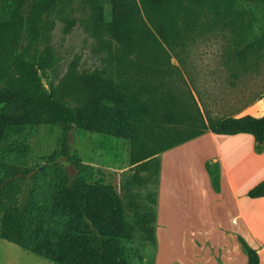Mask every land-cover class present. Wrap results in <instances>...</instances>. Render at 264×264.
<instances>
[{
    "label": "trees",
    "instance_id": "trees-1",
    "mask_svg": "<svg viewBox=\"0 0 264 264\" xmlns=\"http://www.w3.org/2000/svg\"><path fill=\"white\" fill-rule=\"evenodd\" d=\"M209 1L83 0L90 20L84 27L96 42V52L104 54L103 73L108 80L93 79L86 87L88 98L69 104L57 95L51 82L48 87L42 82L55 65L53 51L44 45L53 27L49 17L55 12L63 14L64 1L11 0L13 20L0 23V86L17 94L18 101L13 104L17 112L34 119L45 116L65 135L81 129L128 138L130 165L146 174L143 183L156 176L157 186L158 155L208 128L215 135L248 134L256 143L264 142V116L206 122L193 97V105H184L179 114L175 96L167 93L164 99L161 90L167 79L179 72L170 65V56L180 63L177 50L183 49L195 33L208 29L230 32V53H235L233 60L239 63L264 48L263 33L237 49L249 27H242V17L233 16L230 8L199 24L193 12L209 8ZM66 21L67 32L74 20ZM103 101L111 105L105 106ZM161 104L168 106L160 117L157 109ZM161 123L169 127L164 130ZM174 125L179 126V131ZM141 132L147 142L140 140ZM69 149L65 141L60 156L75 163L77 178L70 185L67 177L54 182L60 186L50 197L43 194L19 203L18 181L7 178L0 185V239L31 251L30 242L42 246L44 240L61 235L57 249L48 246L41 251L42 256L56 264H123L122 252L116 250V244L107 235V217L121 213L124 205L133 210L137 227L146 240L152 241L154 213L137 212L135 200L129 196L121 203L109 186L86 184L93 169L83 165ZM5 163L4 170L0 169V181L15 169L14 160L8 157ZM213 182H217V176ZM248 196L264 197V180L250 189ZM50 199L59 201L55 211ZM155 200L156 194L154 204ZM246 254V264H259L253 249L246 248Z\"/></svg>",
    "mask_w": 264,
    "mask_h": 264
},
{
    "label": "rangeland",
    "instance_id": "rangeland-1",
    "mask_svg": "<svg viewBox=\"0 0 264 264\" xmlns=\"http://www.w3.org/2000/svg\"><path fill=\"white\" fill-rule=\"evenodd\" d=\"M63 1V14L55 12L49 17L53 27L44 45L53 51L55 65L42 78V82L46 87L51 82L59 97L74 104L88 98L86 87L93 79L106 81L108 78L103 73L104 54L96 52V42L84 27L86 22L90 23L88 8L83 0ZM10 2L11 0H0V23L13 20ZM208 5L209 8H198L193 12L199 24L230 8L233 16L242 17L241 26L249 27L245 39L237 49L252 43L264 33V0H210ZM68 19L74 20V24L66 32ZM192 38L185 43L183 49L177 50L180 63L170 56V65L179 72H174L167 79V85L161 90L164 99L167 93L175 96L176 111L179 114L184 105H193V97L206 122L225 117L264 116V48L239 63L233 60L235 53H230V32L208 29L195 33ZM17 101V94L0 86V169L4 170L5 159L8 157L14 160L15 166L0 181V185L7 178L18 181L19 203L30 198L36 199L43 194L50 197L60 186L54 182L67 177V184L70 185L77 178L75 163L60 156L66 141L70 145V154H77L83 165L93 169L92 178L85 179L86 184L109 186L121 203L124 204L126 196H129L135 200L137 212L149 210L150 214L154 213L156 176L151 182L143 183L142 179L146 174L130 165L128 138L81 129L65 135L45 116L34 119L17 112L14 109ZM102 103L105 106L111 105L107 101ZM167 106L161 104L157 109L160 117ZM145 119L147 122L148 119ZM168 127L166 123L162 125L164 130ZM174 127L179 131V126ZM139 137L147 142L148 138L143 132ZM196 151V155L194 150L192 154L187 153L191 160H181L179 165L184 169H192L194 166L195 171L198 168L210 171L211 165L204 163V159H200ZM174 152L175 155L179 152L177 156L182 158L184 149ZM214 174L216 172L210 171V176ZM192 175L195 177H191V181L185 180L184 184L181 182L188 190V185L197 186L202 182L201 176L197 178L196 174ZM50 202L51 209L55 211L59 201L50 199ZM204 205L210 211L215 208L213 201H206ZM225 208L223 205L224 211ZM120 216L122 221L118 219ZM106 222L107 235L116 244V250L122 252L123 264H150L154 246L148 245L145 234L137 227L133 210L123 205L122 212L108 216ZM62 239L60 235L50 241L44 240L42 246L32 241L31 251L0 239V264H56L42 256L41 251L48 246L57 249Z\"/></svg>",
    "mask_w": 264,
    "mask_h": 264
},
{
    "label": "crops",
    "instance_id": "crops-1",
    "mask_svg": "<svg viewBox=\"0 0 264 264\" xmlns=\"http://www.w3.org/2000/svg\"><path fill=\"white\" fill-rule=\"evenodd\" d=\"M181 148L182 158L174 152ZM193 150L216 172V183L209 169L179 165L191 160L187 152ZM158 160L153 240L147 242L154 246L150 264H246V248L264 264V197L248 196L264 180V142L248 134L215 135L208 128L160 153ZM192 174L202 182L188 190L183 184ZM206 201H213V211L205 208Z\"/></svg>",
    "mask_w": 264,
    "mask_h": 264
},
{
    "label": "bare ground",
    "instance_id": "bare-ground-1",
    "mask_svg": "<svg viewBox=\"0 0 264 264\" xmlns=\"http://www.w3.org/2000/svg\"><path fill=\"white\" fill-rule=\"evenodd\" d=\"M193 142H194V141H193ZM181 147H182V146H181ZM187 153H188V152H187ZM163 181L166 182V180H164V179H163ZM160 182H162V180H161ZM165 182H164V184H165ZM167 183H168V181H167ZM203 185H204V184H203ZM160 187H161V186H160ZM164 187H165V186H164ZM168 187H169V186H168ZM162 191H166V190L162 189ZM162 191H161V192H162ZM169 194H170V193H169ZM168 196H169V195H168ZM162 198H163V197H162ZM161 200H162V199H161ZM161 205H162V204H161ZM160 230H162V229H160ZM168 232H169V231H168Z\"/></svg>",
    "mask_w": 264,
    "mask_h": 264
}]
</instances>
